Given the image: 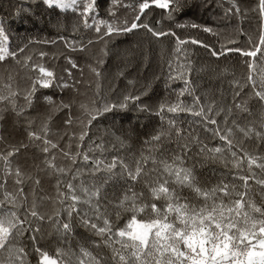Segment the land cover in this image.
I'll return each mask as SVG.
<instances>
[{
	"label": "snow or ice",
	"instance_id": "snow-or-ice-1",
	"mask_svg": "<svg viewBox=\"0 0 264 264\" xmlns=\"http://www.w3.org/2000/svg\"><path fill=\"white\" fill-rule=\"evenodd\" d=\"M43 3L48 8L55 7L60 11H76L78 0H43ZM95 4L96 0H87L82 11L78 12L85 27H93L88 23V15L94 12ZM153 6L165 10L166 18L173 20L183 10L185 0H142L138 14L130 25L125 22L121 27L104 20L96 23L95 31L98 34L101 33V25L106 29L98 39L140 29L147 30L157 39L175 37L176 52H184L185 62L178 65L179 70L173 68L170 62V70L177 71V75L170 78L183 80L185 87L179 95H191L192 104L185 105L180 100L172 105H161L156 114L163 120L165 112H185L219 143L209 147L198 136L185 132L174 119H170L167 131L161 130L144 141L149 147L141 150L133 164L126 163L119 156H112L111 160L106 161L92 158L86 152L78 151L76 155L64 152L73 165L78 158L90 164L86 180L81 169L73 172L70 168L56 165L55 156L50 155V150L56 149L57 145L47 138V123L38 132L30 131L29 140L39 142L42 152L46 154L44 163L47 170L58 177L55 202L60 207L54 215L46 218L38 211L37 203L28 205L24 185L31 177L12 164V157L26 145L14 147L7 154L0 152V264H30V253L21 245L25 234L32 242L31 252L37 257V264H264V178L256 172L258 169L264 175V155L251 154L243 147V140H235L239 133L245 139L255 138L264 143V123L259 129L252 125L242 127L233 118L237 113L232 107H218L215 100L206 99L202 103L201 97L194 95L195 89L190 79L193 64L183 46H209L196 39L182 40L175 32L157 30L142 20L146 10ZM257 10L264 21V0H258ZM234 11L239 14L240 8L236 6ZM160 23L157 21V24ZM204 31L212 30L205 28ZM8 45L9 37L0 25V63L15 59L18 52L24 51L23 48L11 51ZM210 52L216 58L229 53L250 58L246 61L247 86L252 88L253 97L264 105V24L259 45L254 50L224 47L220 51L210 49ZM258 54L261 55L259 63L256 59ZM30 60V57L25 60V66ZM32 70H38L40 76L32 81V88L25 97L29 107L37 86L50 88L55 79L54 73L42 65H32ZM232 83L234 89H240L234 92L235 109L240 115H251L246 103L236 102V98L241 96L240 82ZM2 87L8 89V95L0 94V104L8 103L15 111L14 98L18 93L12 91L11 83H5ZM45 99L52 103L51 97ZM140 99V96L125 95L122 101L105 103L94 111L81 105L88 117L86 127L107 113L126 110L130 103L139 102ZM61 107L67 108L69 105L61 104ZM138 111L149 109L146 105H140ZM2 113L3 109L0 108V119ZM221 116L223 119H218ZM65 123L70 126L72 119ZM173 132L176 148L170 151L165 142H171ZM88 134L87 130L83 131L79 140L83 142ZM120 142L123 146L124 142ZM194 148L198 149L195 153ZM96 150L103 153L104 145H96ZM196 157H202L204 163L222 164L229 169L227 175L231 177L230 181L225 182L227 176L222 174L215 184L211 181L202 183L196 164H187ZM200 166L203 167V164ZM69 175L70 179H62ZM9 177L14 178V191L7 190ZM34 183L39 185L40 180L36 179ZM137 185L142 186L140 191L136 190ZM109 188H112V200L108 199ZM185 191L189 195H185ZM191 198L199 203L192 202ZM45 219L53 223L58 238L66 245L57 247L54 255L37 244L40 229L34 227L33 222H43ZM74 219L75 226L85 232L83 242L78 240L75 249L71 246V240L75 238ZM105 250L108 254H105Z\"/></svg>",
	"mask_w": 264,
	"mask_h": 264
},
{
	"label": "trees",
	"instance_id": "trees-1",
	"mask_svg": "<svg viewBox=\"0 0 264 264\" xmlns=\"http://www.w3.org/2000/svg\"><path fill=\"white\" fill-rule=\"evenodd\" d=\"M86 2L78 0L76 11H60L55 7L48 8L43 0H0V25L9 37V49H24L18 52L15 59L0 63V94L8 95V89L2 87L5 83H11L12 91L18 93L14 98L15 111L8 103L0 104L3 109L0 119V152L7 154L14 147L26 145L12 157V164L14 167L19 166L26 176L31 177L24 185L28 205L37 203L38 211L46 218L54 215L60 207L55 202L58 177L47 170L42 145L31 142L28 137L30 131H40L45 123L49 129L47 138L57 145L56 149L50 150V155L55 156L56 165L70 168L73 172L77 168L81 169L86 180L90 164L78 158L73 165L64 152L72 155L78 151L86 152L92 158L106 161L111 160L112 156H119L126 163L133 164L141 150L149 147L144 141L161 130L167 131L170 119H174L185 132L198 136L209 147L219 143L185 112H165L163 120L156 114L161 105H172L180 100L185 105L192 104L191 95H179L185 87L183 80L170 78L177 75V71L170 70V62L177 70L178 65L185 62L184 52H176L175 37L157 39L147 30L140 29L98 39L106 29L101 25V33L98 34L95 31L96 23L104 20L121 27L125 22L130 25L138 14L142 0H96L94 12L88 15V23L93 25L91 28L85 27L83 18L78 15ZM236 6L240 8L239 14L234 11ZM257 6L258 0H185L183 10L173 20H168L165 10L155 6L146 10L142 20L157 30H171L182 40L196 39L208 45L209 48L194 44L183 46L193 64L190 79L195 89L194 95L200 96L202 103L206 99L215 100L218 107H232L237 113L233 118L242 127L252 125L259 129L264 123V105L253 97L252 88L247 86L246 61L250 58L237 53L216 58L210 52V49L220 51L224 47L254 50L259 45L264 24ZM157 21L161 23L157 24ZM192 25L197 27L193 28ZM205 28L212 31H204ZM29 57L31 60L25 66L24 62ZM256 59L259 63L261 55L258 54ZM73 64L76 66L73 67ZM32 65L44 66L54 73L55 79L50 88L37 86L29 107L25 97L32 88V81L40 76L38 70H32ZM233 81H239L242 86L241 96L236 98V102L246 103L251 115H240L235 109L234 92L240 89H234ZM64 84L68 87H62ZM125 95L140 96L141 99L130 103L126 110L107 113L86 127L88 117L81 105L94 111L105 103L122 101ZM45 97H51L52 103ZM61 104L69 107L62 108ZM140 105H146L149 111H138ZM69 118L72 119L70 126L65 123ZM218 119L222 120L223 116ZM85 130L89 134L81 142L79 136ZM117 137L120 139L117 140ZM235 140H243V147L251 154L264 155V143L255 138L245 139L237 133ZM120 141L124 142L123 146ZM101 143L104 145L103 153L96 150V145ZM165 146L170 151L176 148L174 132L171 142H165ZM196 151L198 149L194 148L193 152ZM144 154L147 155V152ZM192 163L196 164L197 175L202 183L211 181L215 184L222 174L227 176L225 182L231 179L227 175L229 169L220 163H204L202 157L187 162L188 166ZM256 172L264 178L260 170L256 169ZM70 178L71 175L62 179ZM13 179L9 177L7 180L8 191L15 190ZM36 179L40 180L39 185H35ZM141 187L137 185L136 190L140 191ZM108 192V199L112 200V188ZM184 194L189 195L187 191ZM75 225L74 219L75 238L71 240L73 249L78 240L83 242L85 236L84 230ZM33 226L40 229L37 244L50 255L55 254L57 247H66L58 238L53 223L47 219L43 222L34 221ZM21 245L30 253V264H37V257L31 252L32 242L28 234H25ZM105 254H108L106 250Z\"/></svg>",
	"mask_w": 264,
	"mask_h": 264
}]
</instances>
